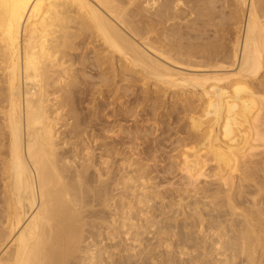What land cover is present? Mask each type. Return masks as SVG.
Here are the masks:
<instances>
[{"label":"bare ground","instance_id":"obj_1","mask_svg":"<svg viewBox=\"0 0 264 264\" xmlns=\"http://www.w3.org/2000/svg\"><path fill=\"white\" fill-rule=\"evenodd\" d=\"M0 264H264V0H0Z\"/></svg>","mask_w":264,"mask_h":264},{"label":"rangeland","instance_id":"obj_2","mask_svg":"<svg viewBox=\"0 0 264 264\" xmlns=\"http://www.w3.org/2000/svg\"><path fill=\"white\" fill-rule=\"evenodd\" d=\"M183 27V26H182ZM172 96H173V94H171V92H169L166 96H159L158 97V100H156V102H157V104L160 106V108L161 107H163V108H159L158 110H159V112H157L159 115H157L158 116V119H163L164 121H167L168 123H174L173 121H175L174 119L176 118V113H172ZM160 97H163V98H160ZM158 101H159V103H158ZM161 102H162V104H161ZM145 105L146 104H144L143 106H144V108H145ZM143 108V109H144ZM143 109H140L139 110V112H141V114L143 113ZM171 109V110H170ZM171 113V114H170ZM173 114V115H172ZM160 117V118H159ZM170 117V118H169ZM174 127V128H173ZM172 128L173 129H175L176 128V125L174 124L173 126H172ZM172 200V198H169L168 199V201H171ZM168 213V216L171 214L172 216H173V214H174V212H175V210L173 209V211H172V209H171V211H169V209H168V211H167ZM171 212V213H170ZM173 213V214H172ZM161 214V212L160 211H152V215H151V219H154L155 218V216H157V215H160ZM185 217L184 216H181L180 218H178V219H176V220H179L178 222H180L179 224H183L184 223V221H185V219H184ZM165 221L166 222H169V223H173L172 221H174V218H172V219H170L169 217L168 218H165ZM178 226V225H177ZM177 239V237L175 238V240Z\"/></svg>","mask_w":264,"mask_h":264}]
</instances>
